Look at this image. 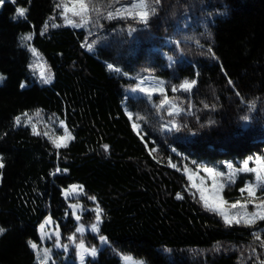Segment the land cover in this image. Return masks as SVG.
Listing matches in <instances>:
<instances>
[{
	"label": "trees",
	"instance_id": "trees-1",
	"mask_svg": "<svg viewBox=\"0 0 264 264\" xmlns=\"http://www.w3.org/2000/svg\"><path fill=\"white\" fill-rule=\"evenodd\" d=\"M57 2L5 0L0 6V264H38L28 241L39 243L49 217L64 243L75 236L95 246L101 235L107 238L86 264H122L120 253L149 264H261L264 248L251 233L264 239V221L226 226L204 209L184 169H223L224 162L264 157V0H161L146 28L131 19L108 23L124 28L112 46L97 51L82 47L87 29L66 24ZM17 7L28 9L27 19H13ZM130 26L139 30L129 35ZM29 34L31 40L20 39ZM140 77L164 80L169 100L184 111H157L158 91L151 102L143 92L128 95ZM185 80L196 81L190 92L172 91ZM24 113L38 124V135L15 125ZM172 120L179 131L168 132ZM53 133L68 147L57 148ZM252 179L239 175L224 197L239 198ZM73 185L82 186L86 208L103 210L95 236L76 232L64 197ZM94 216L87 213L82 223ZM64 255L53 248V259ZM68 258L60 260L78 264L76 246Z\"/></svg>",
	"mask_w": 264,
	"mask_h": 264
},
{
	"label": "snow or ice",
	"instance_id": "snow-or-ice-1",
	"mask_svg": "<svg viewBox=\"0 0 264 264\" xmlns=\"http://www.w3.org/2000/svg\"><path fill=\"white\" fill-rule=\"evenodd\" d=\"M12 3H15V0H11ZM5 3V0H0V6H3ZM116 4H120V0H107L106 3L103 5L101 4L100 0H58V2L55 4V7L57 9H62V17L65 20V23L68 25H71L73 27H84L85 25L89 23H93L96 25H99L100 18L112 20V19H131L134 20L137 24L144 25L145 28L149 25L150 19L157 14L158 8L156 6L161 4V0H131V4L129 6H121V7H115ZM103 9H111L104 11ZM28 9L24 7H17L15 9V15L13 16V19L17 18H23L27 19L26 13ZM68 13H71L69 16ZM93 14H95L96 19L93 20ZM77 18L78 21L77 22ZM58 26V25H53ZM48 28L47 22L44 25V28L41 30V35L44 34V31ZM139 29L130 26L128 30V34L131 35L132 33L138 31ZM22 41H28L32 39V35H25L20 37ZM86 43L88 51H93L94 46L91 43ZM26 46V45H25ZM85 45H82V47ZM32 52L33 56H38V53L34 48L29 49ZM208 52L213 55V58H215V54L212 53L211 48L208 49ZM169 61L172 62V57H168ZM107 68L110 71L114 72H121V69L118 67H114L112 64H108ZM43 77V74H41ZM4 79L3 76H0V82H2ZM146 79V78H145ZM45 82L47 83L48 80L45 79ZM144 83V80H140V84L142 85ZM228 83L231 85L233 82L229 79ZM196 81L195 80H185L180 84L178 87L174 86L172 87V91L176 92L177 90H183L186 92H190L191 89L195 86ZM21 87H24L22 84ZM157 88L159 90V93L163 96V99L159 102V104H154L153 107L156 108L157 111H160L165 106L168 108V115L169 116H179L181 112L184 111V109L178 107L174 101H170L168 96L165 93L164 88V82L159 81ZM157 88H133L132 91H140L143 92L144 95L149 99V102H151V98L153 94L157 91ZM239 95V93H237ZM205 107H209V105L205 104ZM215 107L214 105L212 106ZM254 107V105H252ZM24 116H27V113L23 114ZM129 119H132V114L129 113ZM137 120L143 119V117L137 116ZM244 120H248V117H243ZM169 124H171L172 127L168 128V131H171L172 128H176L177 131H179V127L176 124L175 120L169 121ZM15 125L20 126L21 125V117L17 116L15 118ZM134 130L139 129V125L137 123H133L132 125ZM33 134L38 135L39 133L36 132L35 126L32 128ZM67 131V130H66ZM139 134V133H138ZM71 134L68 133V136ZM60 140L61 143H56L55 146L57 148L61 147H68L67 143H64V138L61 137ZM105 152L108 151V145H104ZM155 151V149H153ZM175 151V149H173ZM255 160V167H249V161ZM169 164L171 167H176L174 164H171V161H169ZM5 167L3 163V157L0 156V169H3ZM229 168L232 167V165H228ZM179 170V169H178ZM57 172L61 171H67L66 169L61 170L57 169ZM185 173H187L189 170L187 168L184 169ZM203 171L206 172L210 178L213 180L212 185V191L208 192L206 194V189L201 186L197 187L196 184H193V187H197V191L200 193V200L203 204V207L206 211H210L218 216H220L224 224L226 226L231 227L232 225H242L244 227H253L256 226L257 221H264V157H249L248 159L244 160L242 165L235 169L233 172L229 173L227 175V184L230 185L232 183H235V176L237 172H243V173H252L254 175V179L250 180L249 182L245 183L243 187L239 189L242 197L244 194H247V197L243 200H237L229 205V202L223 198L221 195V192L223 189L227 186L223 182H218L217 177H224L225 173L218 172L213 168L210 167H204ZM3 173L0 172V177H2ZM193 175H190L188 177L189 180L193 179ZM201 185H203V180H201ZM77 189H80L82 191V186H71L70 190H67L65 192V197L70 193H76ZM257 192H261V195H257ZM89 199H95L94 197H89ZM176 199H183V196L180 193L176 194ZM248 204H252L254 207V211L249 212L247 210ZM225 206L230 207L231 209H241V211L235 212V213H229L225 211ZM69 207L76 209L77 204H71ZM102 209L97 206L96 209V221L95 223L91 224V231L92 232H99V223L101 222V215H102ZM73 216H75L76 220H80V216L76 214V212L72 213ZM51 218H48V221L50 222ZM45 227L44 224L40 225L41 230H43ZM5 230L3 228H0V234H2ZM76 232L83 234L84 227L78 226L76 227ZM251 235L255 238V240L260 242V247L264 248V239H261V234L259 231H254L251 233ZM50 238V237H49ZM43 239V237H42ZM68 239L72 241L76 248H77V255L80 259V264H85V255H90L91 257L95 258L98 252V249L95 247L92 248H86L83 240H81L79 243H76V237L75 236H69ZM101 243H108L107 238L104 236H100ZM28 246L33 250L36 259L38 261V264H49V261L52 259L51 257V249H41L37 245V243L29 240ZM55 247L60 248L63 247L65 251L68 250V245L64 244L61 245L60 243V237L57 235L56 242L54 244ZM253 252H255V249H253ZM128 264H143L142 261H133L131 257H125L124 258ZM54 264V262H53ZM261 264H264V260L261 261Z\"/></svg>",
	"mask_w": 264,
	"mask_h": 264
},
{
	"label": "rangeland",
	"instance_id": "rangeland-1",
	"mask_svg": "<svg viewBox=\"0 0 264 264\" xmlns=\"http://www.w3.org/2000/svg\"><path fill=\"white\" fill-rule=\"evenodd\" d=\"M100 2L103 5L104 3L107 2V0H100ZM130 4H131V1L126 2V1L120 0V4H116L115 7L129 6ZM102 10L107 11V10H111V9H103L102 8ZM68 15L70 16L71 13H68ZM95 19H96L95 14H93V20H95ZM112 20H119V18L112 19ZM112 20L100 18L99 25H96V24H93V23H89V24L85 25L84 27H81V28H86L87 29L86 37L84 39L85 46H86L85 42L93 44V46H94V50L93 51H97V50H99L101 48H108V47L112 46L113 41H114L115 36H116L115 34H116L117 30H121V29L124 28L123 25H121L120 23H117V24L113 25L112 27L109 26L108 23H110ZM77 22H79L78 18H77ZM86 48H87V46H86ZM43 69H44V71L46 73L47 79L48 80H52L53 79V72L50 70V68L46 64H44V68ZM0 76L4 77L3 81L0 82V85H2L4 80H5V75L0 73ZM142 79L144 80V83L141 85L140 84V80H142ZM162 81L164 82V80H162ZM158 82L159 81H157L155 78L146 77V79H145L143 77H140V79H139V81L137 83V87L157 88ZM132 89L133 88H129V89L126 90L128 95H132L131 94L133 92ZM157 91L159 92L158 88H157ZM139 93H142V92L139 91ZM20 126H29V127H32V128H33V126H35V129L36 130L38 129V124L36 122H34L33 118H31L29 115L21 117V125ZM135 131L137 133H140V129L135 130ZM168 132H170V131H168ZM168 134H170V133H168ZM51 136H53V138L55 139L56 143H61L62 142L60 140L61 137H59L57 133H53ZM64 140H63V142H64ZM255 157H257V156H254L253 158H255ZM242 163H243V161H238L236 163L224 162V168L223 169L213 168V169H215L218 172L225 173L224 177H217L216 179H217L218 182H223V183H225L227 185L223 189V191L221 192V195L223 196V198L225 200H227L229 202V205L231 203L237 201V200H241L243 202V200L247 197L246 193L244 194L243 197H242V195H240L239 198H236V199L233 198V200H230V199L228 200V199H226L224 197L225 189H227L230 185L234 184V183H232L230 185L227 184V175L229 173L233 172L238 167H240L242 165ZM228 165H232V167L229 168ZM255 166H256V164H255V160L254 159L249 161V167H255ZM204 167H208V166L203 165V164H199V165L197 164L194 167L189 166V167H187V169L189 171L186 173V175H187V177H189L190 175L195 174L193 176V179L190 180L191 186L193 184H196L197 187L203 186L207 190L206 194H208V192L212 191L213 180H212V178L209 177V175L206 172L203 171ZM210 168H212V167H210ZM242 174H252V173L237 172L236 176H235V182H236L237 178L239 177V175H242ZM201 180H203V185H201ZM76 186H79V185H76ZM197 187H193L192 186V188L195 189L194 193L200 199V193H199V191H197ZM70 189H71V187L69 189H67V190H70ZM67 190H64V197H65V192ZM261 194H262L261 192H257L258 196L261 195ZM84 197H85V192L83 191V188H82V191L80 189H77L76 193H70L67 196V198L66 197L65 198L69 201V205L77 204V208L73 209V208L70 207V211H71V213L76 212V214L80 216V220L79 221H77L75 216H73L75 221L78 223V226H83L84 227L83 234H81V233H79V234L80 235L91 234V235L95 236L98 233L92 232L90 226H91V224L95 223V221H96V209H97V207L86 208L85 205H84V201H83ZM247 210L249 212H252L255 209H254L252 204H248ZM225 211H227L229 213H235V212L241 211V209H239V208L231 209L230 207L225 206ZM89 212L94 213L95 216H94V220L92 222L89 221V224L86 225V224L82 223V218L84 217V215H86ZM46 221H48V218L42 223V224L45 225L44 229L41 230V228H39V243H37V245L41 249H45V248L51 249V257H52V254H53V248L56 249L57 251L64 252L65 255L61 256L60 258L63 259L65 261V263L68 262L69 261V258H68L69 248L71 246H75V244L72 241H70V240L68 242L64 243L62 241V232H61L60 227L56 223H54L52 219H51L50 222H46ZM98 227H99V225H98ZM57 235H59V237H60L61 245H64V244L68 245V250L67 251H65L63 249V247L57 248V247L54 246V244L56 242V239H57ZM42 237H43V239H42ZM76 243H79V242L77 241ZM83 243H84L86 248L95 247V248L98 249V251L100 249H102L104 246H106V243H101L100 238H99V244H96L95 246H87L84 241H83ZM119 255H120L121 259H122V264H128V262L124 259L125 257H131L133 261H142L143 264H149L145 259L135 257V256H133L131 254H128V253H120ZM60 258H56V259L52 258L49 261V264H53V262H54V264L55 263L56 264H63L62 261L60 260ZM88 258H93V257H91L90 255H85V264H86V261H87ZM95 258H93V259H95ZM36 261H37V259H36ZM37 263H38V261H37ZM77 263L80 264V259H79L78 255H77Z\"/></svg>",
	"mask_w": 264,
	"mask_h": 264
},
{
	"label": "bare ground",
	"instance_id": "bare-ground-1",
	"mask_svg": "<svg viewBox=\"0 0 264 264\" xmlns=\"http://www.w3.org/2000/svg\"><path fill=\"white\" fill-rule=\"evenodd\" d=\"M56 264V263H55Z\"/></svg>",
	"mask_w": 264,
	"mask_h": 264
}]
</instances>
